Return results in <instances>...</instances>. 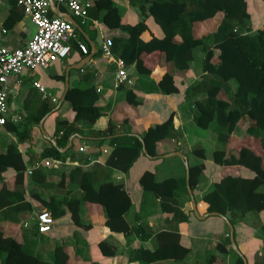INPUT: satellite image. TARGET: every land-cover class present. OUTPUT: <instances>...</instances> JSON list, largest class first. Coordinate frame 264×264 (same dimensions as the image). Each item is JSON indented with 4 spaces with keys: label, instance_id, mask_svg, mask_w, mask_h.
<instances>
[{
    "label": "crops",
    "instance_id": "obj_1",
    "mask_svg": "<svg viewBox=\"0 0 264 264\" xmlns=\"http://www.w3.org/2000/svg\"><path fill=\"white\" fill-rule=\"evenodd\" d=\"M111 1V8L98 10L97 0H82L89 4L85 23L64 6L54 4L56 10L50 6L53 16H58L57 12L71 16L76 38L86 45L88 53L82 54L72 42L71 54L64 60L47 68L23 69L19 75L7 79V123L0 126V169L4 168L0 173V238L11 240L45 263H52L55 250L59 248L64 264H142L130 260V252L139 248L153 251L157 246L156 234L171 230L174 224L171 215L160 210L159 200L141 188L139 178L144 172H151L158 182L185 178L187 184L188 166L203 163L204 170L191 197L180 194L182 211L188 219L176 227L180 245L189 250L188 255L180 261L152 264H240V259L242 264H264V211L234 220L231 234L225 222L228 219L208 215L207 204L201 199L203 192L224 177H255L241 166H218L212 159H200L192 153L194 147L204 149L202 134L193 128L197 127L194 102L202 96L189 93L203 74V49L194 50V61L188 70H176L159 45L153 43L154 39H163L161 28L151 15L140 16L138 7L145 0ZM139 23L144 25L140 39L147 44L140 59L147 73L139 74L135 64H126L132 85L114 89L117 68L113 60L118 57L112 53L114 59L104 58L101 48L106 39L116 42L118 38H125L119 24L133 27ZM218 25L219 17L195 23V36L203 38ZM35 32L30 18L14 0L0 6V47L22 48ZM179 41L180 37L175 36L173 42ZM166 80L173 82L176 93L160 91ZM34 83L44 92L34 87ZM129 91L139 101L135 106L126 100ZM84 95L94 97V105L101 112L91 126L76 121L72 107ZM14 118L17 120L13 121ZM169 118L179 135L159 141L156 157L142 153L126 174L105 168L115 144L110 137L99 134L110 123L121 144H132L134 137L141 138L150 127ZM62 121L76 130L65 143L62 131L57 130ZM235 136H231L228 145L230 154L238 157L240 150L247 148L261 157L264 169L262 153L254 151L251 145H244ZM80 147L85 150L80 152ZM45 160H56L60 164L56 168L46 167ZM20 165L24 169L16 171L15 167ZM76 167L91 171L96 186L105 179L123 186L132 203L124 216L129 233L111 232L105 225L102 207L95 203L73 204L82 225L73 223L67 201L80 199L81 191L77 180L69 181L68 175ZM43 209L54 219L47 234L38 233L35 220ZM218 245L224 246L226 253L219 252ZM2 254L0 264L7 260L6 253Z\"/></svg>",
    "mask_w": 264,
    "mask_h": 264
},
{
    "label": "trees",
    "instance_id": "obj_2",
    "mask_svg": "<svg viewBox=\"0 0 264 264\" xmlns=\"http://www.w3.org/2000/svg\"><path fill=\"white\" fill-rule=\"evenodd\" d=\"M111 7V0L96 2L98 10ZM138 8L141 17L151 15L161 28L163 39H154L153 43L159 45L176 70H188L194 61V50L203 49V74L189 90L194 96H202L194 102V123L204 130L209 129L213 123L217 125L215 148L211 155L213 163L218 166H241L255 176H227L214 182L203 192L201 198L207 204V213L227 218L233 225L234 220H240L248 213L259 214L264 211V169L261 157L247 148H242L236 157L228 149L231 136L237 134L238 124L247 118L251 122L247 133L260 140L264 152V24L261 29L252 33L254 26L250 21L246 0H145ZM219 13L222 14V19L216 30L203 38H197L194 24L213 19ZM49 16H53V13L50 12ZM118 28L126 36L124 39L118 38L116 42L111 41V52L125 64H135L139 74L147 73L140 59L147 48V44L140 39V33L144 30L143 23L133 27L119 24ZM175 36L180 37L179 43L173 42ZM160 91L171 94L178 90L172 81L166 80ZM221 94L223 98L219 97ZM126 100L134 106L139 103L131 91L126 93ZM94 104L95 98L88 95H84L80 102L73 103L75 120L86 126L93 125L101 116ZM57 130L62 131L64 143L76 131L65 121L59 122ZM178 135L172 118H169L162 124L150 127L141 138L134 137L132 144H121L113 124L110 123L99 134L110 137L115 144L105 161V168L126 174L143 150L146 156L154 158L159 141L176 138ZM192 153L197 158L206 159V152L202 148L194 147ZM23 169L22 165L15 167L16 171ZM203 170V163L189 165L187 184L185 178H168L158 182L151 172L141 175V188L159 200L160 210L171 215L170 220L174 226L169 231L156 234L157 246L153 251L142 248L132 250L129 254L130 260L152 264L166 260L180 261L188 255L189 250L180 245L176 227L188 219L182 211L180 194L191 197ZM68 177L69 181L77 180L81 191L80 199L67 201L71 220L75 225H82V222L78 209H73V204L95 203L102 207L105 225L111 232L129 233L124 216L132 208V203L122 185L105 179L96 186L92 172L78 167L71 170ZM262 231L264 232V226ZM217 250L226 253V248L222 245H218ZM2 253L7 255L4 264L65 263L59 248L55 250L52 263H45L12 244L11 240L0 238V256ZM239 263L242 264L241 259Z\"/></svg>",
    "mask_w": 264,
    "mask_h": 264
},
{
    "label": "built area",
    "instance_id": "obj_3",
    "mask_svg": "<svg viewBox=\"0 0 264 264\" xmlns=\"http://www.w3.org/2000/svg\"><path fill=\"white\" fill-rule=\"evenodd\" d=\"M10 0H0V6ZM18 8L24 15L28 16L36 28L33 37L22 48L10 49L0 47V126L7 123L8 113L7 87L6 82L10 76L19 75L23 69L36 70L47 68L52 63L62 61L71 54L72 42L76 43L78 50L86 55L88 49L86 45L77 40L75 28L72 23L60 16H49L51 4L64 6L73 16L81 19L85 23L88 17L89 4L82 0H14ZM111 42L109 39L104 41L101 52L104 58L114 59L111 52ZM117 68L114 77L113 88L118 89L122 86H131L132 79L126 71V64L120 58L113 60ZM34 87L41 92L44 89L34 83ZM97 91H100L99 89ZM17 119L14 118L13 121ZM85 149L79 148L80 152ZM59 161L45 160L43 165L46 167H57ZM31 174V170L29 171ZM37 231L40 234H47L51 231L54 219L49 211L43 209L36 214Z\"/></svg>",
    "mask_w": 264,
    "mask_h": 264
},
{
    "label": "rangeland",
    "instance_id": "obj_4",
    "mask_svg": "<svg viewBox=\"0 0 264 264\" xmlns=\"http://www.w3.org/2000/svg\"><path fill=\"white\" fill-rule=\"evenodd\" d=\"M248 12L250 14V21L251 24L254 26V30L252 33L257 32V30L262 28V25L264 24V2L261 0H246ZM219 17V23L222 19V14L219 13L216 15V18ZM219 97H224L223 94L219 95ZM251 122L244 118L242 121H240L237 131H236V138L242 142L244 145H251L252 149L256 152H261L262 156H264V152L261 148V142L259 139H256L253 136L248 135L247 129L249 128ZM193 128L200 132L202 134V137L204 139V142L202 143L204 145V150L206 152L207 159L211 160V155L215 146L216 141V134H217V125L215 123L212 124V126L209 129L201 130L197 127ZM235 138V140H236ZM237 142H234V145H236Z\"/></svg>",
    "mask_w": 264,
    "mask_h": 264
},
{
    "label": "water",
    "instance_id": "obj_5",
    "mask_svg": "<svg viewBox=\"0 0 264 264\" xmlns=\"http://www.w3.org/2000/svg\"><path fill=\"white\" fill-rule=\"evenodd\" d=\"M51 7H53L56 10V8H55V6H54L53 3L51 4ZM56 14L58 16L62 17V18H65V19L69 20L72 24H75L74 21H73V19L71 18V16L69 14H67V13H58V12ZM143 153L145 154L144 150H143ZM177 155H179V154L177 153ZM188 191H189V189H188ZM193 206H194V214H195V216H197V212H196V209H195V203H194V201H193ZM208 215H212V214H208ZM225 222L228 225V228H229L230 233L232 234V232H233L232 225L227 220ZM231 242H233L232 239H231Z\"/></svg>",
    "mask_w": 264,
    "mask_h": 264
}]
</instances>
